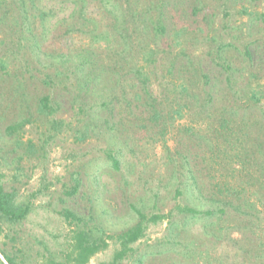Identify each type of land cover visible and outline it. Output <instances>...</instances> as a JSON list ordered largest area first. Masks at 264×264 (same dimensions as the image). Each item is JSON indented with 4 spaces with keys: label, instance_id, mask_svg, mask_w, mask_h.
<instances>
[{
    "label": "rangeland",
    "instance_id": "374dc122",
    "mask_svg": "<svg viewBox=\"0 0 264 264\" xmlns=\"http://www.w3.org/2000/svg\"><path fill=\"white\" fill-rule=\"evenodd\" d=\"M0 174L20 264L66 259L64 209L102 231L87 264L136 209L164 217L118 264H264V0H0Z\"/></svg>",
    "mask_w": 264,
    "mask_h": 264
},
{
    "label": "trees",
    "instance_id": "16d2710c",
    "mask_svg": "<svg viewBox=\"0 0 264 264\" xmlns=\"http://www.w3.org/2000/svg\"><path fill=\"white\" fill-rule=\"evenodd\" d=\"M160 30L163 27L157 24ZM38 111L42 114H50L54 111V108L50 104L48 96H42L39 99ZM177 112V111H176ZM22 126V122L7 127L8 132H13L17 128ZM109 157L112 160V164L115 168L118 167V161L111 155ZM76 190V186L72 188V192ZM181 210L189 212L191 214H211L210 211L201 212L192 207H183ZM31 211V203L29 201L19 202L17 201L16 194L11 191H6L2 184L0 174V234L2 233V224H17L23 221ZM138 214V222L130 228L124 230L117 235L120 248L117 249L110 262L106 264H118L122 261L129 252H131V244L141 238L145 231V225L148 220L156 222L162 219V215H152L149 219L145 213L136 209ZM66 221L75 223L76 228L72 234V244L70 251L66 254L65 260L51 259L48 264H87L89 259L98 252L102 247L107 245L105 239L102 236V231L88 224L87 220L81 216L76 215L68 209H64L60 212ZM0 253L4 257L8 264H20L13 257L0 250Z\"/></svg>",
    "mask_w": 264,
    "mask_h": 264
},
{
    "label": "water",
    "instance_id": "95a60500",
    "mask_svg": "<svg viewBox=\"0 0 264 264\" xmlns=\"http://www.w3.org/2000/svg\"><path fill=\"white\" fill-rule=\"evenodd\" d=\"M4 261H5V259H4ZM5 263L8 264L6 261H5Z\"/></svg>",
    "mask_w": 264,
    "mask_h": 264
}]
</instances>
